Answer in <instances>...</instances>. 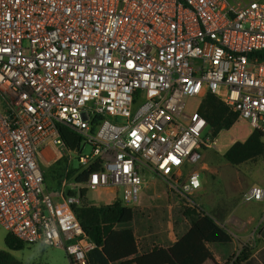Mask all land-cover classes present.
<instances>
[{"label": "built area", "instance_id": "1", "mask_svg": "<svg viewBox=\"0 0 264 264\" xmlns=\"http://www.w3.org/2000/svg\"><path fill=\"white\" fill-rule=\"evenodd\" d=\"M207 94L264 141V0H0V225L88 264L81 187L64 181L58 202L40 164L48 147L69 152L61 126L80 153L92 147L84 169L101 160L85 187L136 205L147 172L201 213L198 165L219 145L200 112Z\"/></svg>", "mask_w": 264, "mask_h": 264}, {"label": "trees", "instance_id": "2", "mask_svg": "<svg viewBox=\"0 0 264 264\" xmlns=\"http://www.w3.org/2000/svg\"><path fill=\"white\" fill-rule=\"evenodd\" d=\"M200 112L213 129L214 137L231 130L238 119L237 113L213 94L206 95ZM60 134L67 150L80 154L81 136L67 126L60 127ZM257 158L264 159V141L258 131H254L245 142L234 143L224 154V159L234 166ZM62 159L57 165L62 166ZM100 169L101 160L98 159L81 172L66 170L68 179L75 177L74 182L84 186L79 191L80 204L74 206V211L84 231L96 245L88 254V264H205L208 260H213L208 244L232 242V235L219 225L215 216L185 207L184 216L191 224L190 230L170 248L155 247L150 252L139 255L134 231L130 228L117 229L120 225L132 223L133 209L120 201L99 206L89 205L85 201L89 191L85 184L90 175ZM4 242L7 250H0V264H22L10 251L23 250L26 244L10 233L5 236ZM253 252L254 248L248 244L231 256L226 264H242Z\"/></svg>", "mask_w": 264, "mask_h": 264}, {"label": "crops", "instance_id": "3", "mask_svg": "<svg viewBox=\"0 0 264 264\" xmlns=\"http://www.w3.org/2000/svg\"><path fill=\"white\" fill-rule=\"evenodd\" d=\"M247 3L246 1L242 4L234 5V8H241ZM233 128H238L240 134L229 143V148L236 142H245L252 134L245 121L236 123ZM59 160L55 159V149L53 147L46 148L43 152V158L40 159V164L45 175L46 188L55 199H58V202H60L59 197H55V194L52 193L51 182L48 179L53 174V169H55ZM249 163H261L263 168L261 179L251 185L244 183L241 175L234 176L221 171V169L211 168L206 164L198 167L200 177L203 171L209 173L206 174L204 180H201L202 188L196 196L197 198L200 197L198 203L201 205L200 202L204 201L207 208L212 211V213L208 214L215 216L219 225L231 234L233 238L229 244H208V248L213 255V260H208L205 264H226L231 256L239 253L248 244L254 248V252L242 264H264V200L259 202H244L242 199L243 193L254 185L261 186L264 189V159L249 160L237 166L227 162V164L233 167H240ZM251 169V165H249L245 168V171ZM239 172L241 173V171ZM214 176L224 178V183L217 188L212 187ZM158 181L163 184L165 191L163 193L155 192L154 195L156 198L162 199V201L153 208L142 207L139 209L140 216L138 218L134 212L132 223L126 226V228L134 231L139 246V255L150 252L155 247H172L191 228L189 220L184 216L185 206L182 199L169 192L166 185L160 180ZM74 185L81 188L84 187L81 184ZM119 191L115 188L98 190L102 201L96 205H107L117 201L122 202L119 198ZM142 214L146 215V217L142 216ZM149 215H157L160 221L154 222L151 219L149 221Z\"/></svg>", "mask_w": 264, "mask_h": 264}, {"label": "rangeland", "instance_id": "4", "mask_svg": "<svg viewBox=\"0 0 264 264\" xmlns=\"http://www.w3.org/2000/svg\"><path fill=\"white\" fill-rule=\"evenodd\" d=\"M230 3L237 5L242 4L244 2H249L251 0H229ZM261 1V0H256ZM240 134V130L238 128H233L228 131H223L219 135V141L220 146L218 149L211 148L203 151V160L200 162L198 167L200 165L206 164L211 168H218L221 169V171L227 172L231 175H241V177L244 180V183L253 184L255 182H258L259 179L262 177L263 168L261 166V163H249L244 164L240 167H233L225 161L223 154L229 149V143ZM92 147L90 145H86L82 151V153H75V152H66L65 157L60 161L62 166L57 165L55 169H53V174L49 177V182H51L50 187L52 188V193L55 194V197H59L62 192V183L67 180V187L66 191H68L74 184H76L75 177L72 179L67 178V171L71 170H78L81 172L84 170V167H82L79 164V156L80 155H88L90 156L92 154ZM70 157V160H69ZM61 160V159H60ZM249 165H251V170L245 171V168H247ZM241 171V173L239 172ZM50 172V170H49ZM78 172V173H79ZM206 174H209L208 172L201 173V180H204L206 177ZM142 176L146 180V184L143 186V189L139 196V202L136 205L127 204V201L123 195V191H119V198L122 201L124 205H127L133 209V211L136 214V217L138 218L140 216L139 209L142 207H149L153 208L155 205H157L159 202L162 201V199L156 198L154 195L155 192H162L165 191V187L163 184H161L158 179L153 177L151 174L147 172H142ZM213 179V178H211ZM224 183V178L220 176H214V180L212 181V187L217 188L221 186ZM78 189V188H77ZM65 190V189H64ZM80 190V189H79ZM88 194L85 198V201L89 205H96L100 204L102 201L99 193L97 190L88 188ZM223 190V189H222ZM226 195V194H225ZM200 198V197H199ZM198 198V200H199ZM201 211L206 213H212L211 210L207 208L206 203L204 201H201ZM142 216L146 217V215ZM150 219L154 222H159L160 219L157 215L151 216L149 215V221ZM130 225V224H128ZM128 225H120L117 227V229L121 230L126 228ZM8 234V232L0 225V250H7V247L5 245V236ZM11 254L19 260L22 264H71L70 258L66 252L65 249L58 248V247H49V246H43L40 244H26L25 248L20 251H10Z\"/></svg>", "mask_w": 264, "mask_h": 264}]
</instances>
